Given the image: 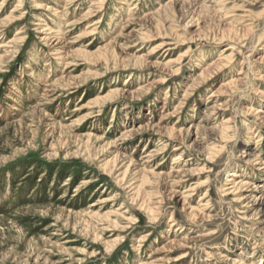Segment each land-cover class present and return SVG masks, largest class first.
I'll use <instances>...</instances> for the list:
<instances>
[{
	"label": "rangeland",
	"instance_id": "obj_1",
	"mask_svg": "<svg viewBox=\"0 0 264 264\" xmlns=\"http://www.w3.org/2000/svg\"><path fill=\"white\" fill-rule=\"evenodd\" d=\"M0 264H264V0H0Z\"/></svg>",
	"mask_w": 264,
	"mask_h": 264
},
{
	"label": "bare ground",
	"instance_id": "obj_2",
	"mask_svg": "<svg viewBox=\"0 0 264 264\" xmlns=\"http://www.w3.org/2000/svg\"><path fill=\"white\" fill-rule=\"evenodd\" d=\"M95 22V21H94ZM21 32H18L16 35H20ZM16 37V36H15ZM21 40V39H20ZM16 43V42H15ZM210 74V73H209ZM234 82V81H233ZM230 86V85H229ZM255 189L252 190V193H257L261 190V186L257 185V187L254 186Z\"/></svg>",
	"mask_w": 264,
	"mask_h": 264
}]
</instances>
